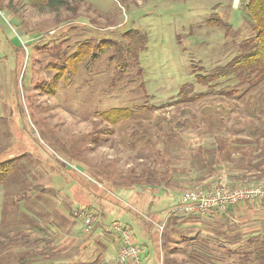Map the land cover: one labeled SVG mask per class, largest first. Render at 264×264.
<instances>
[{"label": "rangeland", "instance_id": "1", "mask_svg": "<svg viewBox=\"0 0 264 264\" xmlns=\"http://www.w3.org/2000/svg\"><path fill=\"white\" fill-rule=\"evenodd\" d=\"M10 1L13 9L6 6ZM69 1L74 11L56 14L0 0V161L20 157L0 184V252L5 250L0 264L43 249L48 244L41 239L49 238L52 226L58 229L55 237L82 239L74 211L82 205L83 187L122 198L125 204L109 203L108 223L130 224L136 245L146 244L154 256L153 234L142 235L140 223L151 216L154 225L166 220L187 189L218 184L220 177L236 187L264 180V166L259 171L239 163L245 155L253 166L262 163L255 150L264 149V77L242 73L203 85L195 76L228 64L255 35L248 0ZM131 31L147 39L138 62L122 37ZM74 66L77 73L66 83ZM187 83L193 86L190 95L200 97L176 103ZM115 108L130 109L132 116L112 124L103 113ZM222 138L237 140L238 152L231 154L236 162L222 158L212 166L214 173L200 171L202 157L215 158L207 153ZM119 185L164 187L171 196H161L150 214L141 208V197H123ZM62 211L80 228L63 223ZM190 218L171 213L167 220L164 264H201L191 259L192 248L203 245H192V238L202 236L205 226L211 235H239L220 220H203L202 226L192 224L199 218ZM22 243L25 248H19ZM217 243L203 253L215 261L224 255ZM223 258L217 262L238 264ZM158 259L149 264H163Z\"/></svg>", "mask_w": 264, "mask_h": 264}, {"label": "crops", "instance_id": "2", "mask_svg": "<svg viewBox=\"0 0 264 264\" xmlns=\"http://www.w3.org/2000/svg\"><path fill=\"white\" fill-rule=\"evenodd\" d=\"M223 178V177H221ZM90 180V178H89ZM92 181V180H91ZM170 181V180H169ZM208 182V181H205ZM206 185H213L211 183H205ZM93 185H97L100 187V184L93 182ZM118 188L121 189L123 197L129 196L134 197V195H137L141 197V208L147 209L149 213L155 212V207L158 206V204H161L160 200L163 198L170 197V191H167L164 187H154V188H148V187H128L122 185L118 186ZM80 198H82V205L78 208V210L74 211V215H76V211L79 210H88L92 212L95 215V222L94 224V230L90 235H84L83 238H78L74 236L67 235L65 237H55V233H57L55 230H58L55 227L50 228V234L49 238H40L41 244L46 245L41 250H36L34 253L31 252H24V256L31 259L33 264H116L115 260L117 259V255L119 252V248L121 246V242L119 240V236H117V232L115 229H113V225L118 224L117 221H113L111 224L108 223V214L113 213L110 208V204H125V201L117 196H109L104 191H101L99 189H90L83 187L80 190ZM77 191V192H78ZM74 192V191H73ZM182 196V195H181ZM181 198V197H180ZM179 198V200H180ZM179 203V202H178ZM177 203V204H178ZM264 202H251V203H240L237 206L230 207V209L223 213L222 215H217L215 213H207L204 215L200 214H179L183 216H187V218H199V219H193L195 221V225H202L205 221H213L220 220L224 224L223 227L229 229L230 227L236 228L233 234H239L235 236L234 238H238V242H242L245 240L246 237L252 235L261 233L264 234ZM175 205V207L177 206ZM62 217L63 223L66 225H75L77 226V229H79V225L77 221H74L72 217L69 216L68 212L62 211ZM170 215L168 214V217L164 221H159L154 225L156 216H151L146 218V223H140L141 226V234L144 236H149L150 234H153V237L155 239V248L156 253L154 256H151L150 249L145 244H140V248H145V253L142 256L141 261H145L147 264L157 262L156 259L159 257V262L164 264V250H163V243H162V237H163V231L164 227L166 226L167 220L170 218ZM177 216V215H176ZM79 220L82 221L83 219L80 218L78 215H76ZM150 218V219H149ZM190 218V219H191ZM202 218V219H201ZM217 222V221H216ZM81 223V224H82ZM230 223V224H229ZM120 224V223H119ZM128 226L131 231L132 235H134L133 229L130 224H123ZM63 227V226H62ZM83 228V224H82ZM202 229V228H201ZM199 229V231H201ZM159 230V231H158ZM202 230V236L211 235V232H209L208 227L205 226ZM1 232V231H0ZM61 232V231H60ZM62 233V232H61ZM227 236L229 235V232H225ZM2 235V234H1ZM151 236V235H150ZM226 236V237H227ZM49 239V240H47ZM227 239V238H225ZM241 241H240V240ZM47 240V241H45ZM228 241V239H227ZM40 240H36L33 244H36V247L39 245ZM134 242H135V235H134ZM26 243V242H24ZM20 246L19 248H25V245ZM76 250V254L73 258L69 259V254L74 252ZM5 250L0 252V262L4 261V255ZM20 258H16L14 261L15 264L19 263ZM12 259V258H11ZM37 260H40L37 261ZM37 261V262H36ZM142 261V264H143Z\"/></svg>", "mask_w": 264, "mask_h": 264}, {"label": "trees", "instance_id": "3", "mask_svg": "<svg viewBox=\"0 0 264 264\" xmlns=\"http://www.w3.org/2000/svg\"><path fill=\"white\" fill-rule=\"evenodd\" d=\"M20 3H25L28 5H31L32 7L36 8L40 11H50L54 13H59L62 10L65 11H74V7L71 5L69 0H18ZM18 4V3H17ZM16 4V5H17ZM6 6L10 9L14 8L13 2L10 1ZM246 14L248 16L249 21L252 22L255 35L247 40L242 45V53H240L238 56H236L233 60L229 61L228 64H226L223 67H217L212 71V73L208 74H199L195 73V76L197 77V81L203 85H210L213 81L217 79H223L226 77H230L233 75V77L238 78L239 76H242V73L253 75L257 74L259 76L264 77V0H248L246 6ZM124 40H128V44H126V50L132 55V57L135 59L136 62H138V55L142 51L146 50L145 47V41L146 36L140 34L137 31H131L129 34L122 35ZM121 50L124 49V47H120ZM76 54V53H74ZM72 54L70 58L74 59L75 55ZM77 66H74L73 69L69 71L67 74V82L72 78L73 75L77 73ZM62 76L61 73H58L56 77ZM192 84L187 83L185 84L179 92V96L182 97L177 101L176 103H191V101H196L200 95H194L192 94ZM106 119L112 124H118L123 120L129 119V117L132 116V111L130 109H120L115 108L111 109L108 112L103 113ZM253 136V134H252ZM256 136V135H254ZM253 136V137H254ZM227 138L218 139L216 142V146L214 149L208 151L211 155H215V158H211L207 155L202 157V162L199 164L200 171L206 170L208 175L214 173L215 167L217 165H220V162L224 161H232L233 158H231V154L234 152H238V148L234 145V143L237 140H234V142L231 144L226 140ZM239 141V140H238ZM201 149V148H200ZM249 151V149H247ZM262 152L264 154V149L258 148L255 150V152ZM259 153V157L256 160H262V163H256L254 166L252 165V160H248L247 156H243L242 162H239L242 166L251 167L252 169L261 171L262 166H264V155ZM219 156H218V155ZM223 158V159H222ZM234 160V159H233ZM244 160V161H243ZM20 161V157H13L6 159L4 161H0V184L5 183L10 174L13 172L15 165ZM220 168V167H219ZM206 173V174H207ZM205 175V174H204ZM207 175L204 177L206 178ZM203 177V178H204ZM247 176H243L242 178L237 179H244ZM221 178V177H220ZM218 179L221 181V179ZM232 178V177H231ZM230 179V182H233ZM252 179L253 176H250ZM255 178V177H254ZM171 180V176L168 177L166 182H169ZM202 179H197L196 181H200ZM236 180V179H235ZM239 181V180H236ZM232 186H236V184L230 183ZM245 186V184H242V187ZM169 220L168 228L171 227L172 220L177 219L174 218ZM226 233H218V234H212V235H206V236H200L192 238V245L195 241H201L202 245L201 248H198L194 246L192 248V260L196 261V263L201 264H221L217 261L221 258L224 259L226 255L230 257V259L233 258L237 260L238 264H264V234L257 233L252 234L245 238L242 242H238V238L231 239L230 236H227ZM227 238V239H225ZM240 240V239H239ZM218 242L217 245L218 248L223 250L224 255L221 254L220 258L216 261L214 260L213 256L211 254H203L205 253V250H211V242ZM223 241V242H222ZM241 241V240H240ZM229 244H234L236 246L237 251L233 250L232 248L228 247ZM191 245V246H192ZM171 252V251H169ZM170 256V255H169ZM208 259L209 262H201L204 258ZM225 260V259H224ZM167 261V258H166ZM205 261V260H204ZM169 263V262H168ZM18 264H33L31 259L28 257H22L19 260ZM227 264H236L234 263H227Z\"/></svg>", "mask_w": 264, "mask_h": 264}, {"label": "built area", "instance_id": "4", "mask_svg": "<svg viewBox=\"0 0 264 264\" xmlns=\"http://www.w3.org/2000/svg\"><path fill=\"white\" fill-rule=\"evenodd\" d=\"M264 202V180L249 186H232L226 180L215 185L196 184L187 189L173 210L175 214L215 213L222 215L230 207L240 203ZM76 215L83 219V232L90 235L94 230L95 215L86 210L76 211ZM117 232L121 246L115 260L116 264H142L145 248L136 245L131 229L123 224L113 225Z\"/></svg>", "mask_w": 264, "mask_h": 264}]
</instances>
